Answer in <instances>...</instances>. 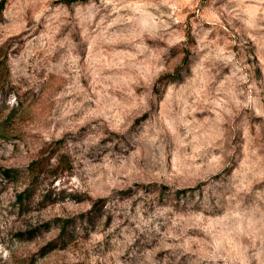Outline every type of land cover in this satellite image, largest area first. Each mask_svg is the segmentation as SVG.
Returning a JSON list of instances; mask_svg holds the SVG:
<instances>
[{
  "label": "rangeland",
  "instance_id": "1",
  "mask_svg": "<svg viewBox=\"0 0 264 264\" xmlns=\"http://www.w3.org/2000/svg\"><path fill=\"white\" fill-rule=\"evenodd\" d=\"M0 264H264V0L0 6Z\"/></svg>",
  "mask_w": 264,
  "mask_h": 264
},
{
  "label": "trees",
  "instance_id": "2",
  "mask_svg": "<svg viewBox=\"0 0 264 264\" xmlns=\"http://www.w3.org/2000/svg\"><path fill=\"white\" fill-rule=\"evenodd\" d=\"M86 1H88V0H64V2H65V3H68V4L73 3V2H86ZM6 2H7V0H1V1H0V6H1V8L4 7V5L6 4ZM13 172H14V171H12V170H4L2 174H3V176L5 177V179H9V178L12 177ZM22 200H23V196H21V201H22ZM102 202H103V200L100 201V203H102ZM62 231H64V228L62 229Z\"/></svg>",
  "mask_w": 264,
  "mask_h": 264
}]
</instances>
